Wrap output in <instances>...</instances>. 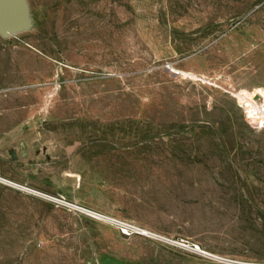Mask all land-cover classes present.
<instances>
[{
    "label": "rangeland",
    "instance_id": "374dc122",
    "mask_svg": "<svg viewBox=\"0 0 264 264\" xmlns=\"http://www.w3.org/2000/svg\"><path fill=\"white\" fill-rule=\"evenodd\" d=\"M24 1L0 264H264V0Z\"/></svg>",
    "mask_w": 264,
    "mask_h": 264
},
{
    "label": "water",
    "instance_id": "95a60500",
    "mask_svg": "<svg viewBox=\"0 0 264 264\" xmlns=\"http://www.w3.org/2000/svg\"><path fill=\"white\" fill-rule=\"evenodd\" d=\"M28 24L24 0H0V33L19 31Z\"/></svg>",
    "mask_w": 264,
    "mask_h": 264
},
{
    "label": "bare ground",
    "instance_id": "6f19581e",
    "mask_svg": "<svg viewBox=\"0 0 264 264\" xmlns=\"http://www.w3.org/2000/svg\"><path fill=\"white\" fill-rule=\"evenodd\" d=\"M189 75H191V74H189ZM260 95H261V97L264 98V94L260 93ZM240 102L244 103L246 112L249 113V117L254 121L256 126H258V127L264 126V114H262V112H261V108L263 106L264 100L261 103L256 104L253 102L252 98H250V99L241 98ZM138 230H139L140 234H143V235L147 234V232H144L140 229H138Z\"/></svg>",
    "mask_w": 264,
    "mask_h": 264
},
{
    "label": "built area",
    "instance_id": "2783aa9c",
    "mask_svg": "<svg viewBox=\"0 0 264 264\" xmlns=\"http://www.w3.org/2000/svg\"><path fill=\"white\" fill-rule=\"evenodd\" d=\"M261 112H262V114H264V102H263V106H262V108H261ZM250 120H251V119H250ZM257 127H258V126H257ZM128 229H132V230H134V231L137 232V228H134V227L128 226V228L124 229L123 233H124V234H127ZM137 233H139V232H137Z\"/></svg>",
    "mask_w": 264,
    "mask_h": 264
}]
</instances>
